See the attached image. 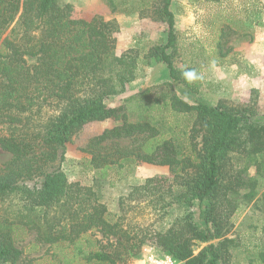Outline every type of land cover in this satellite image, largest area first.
Masks as SVG:
<instances>
[{
  "label": "trees",
  "instance_id": "trees-1",
  "mask_svg": "<svg viewBox=\"0 0 264 264\" xmlns=\"http://www.w3.org/2000/svg\"><path fill=\"white\" fill-rule=\"evenodd\" d=\"M172 1L158 0L156 8L168 25L167 41L143 55L137 49L118 53L116 20L77 18L72 4L58 0H0V147L11 154L0 165V264L23 263L22 229L36 232V246L64 244L73 260L87 264H129L148 244L179 264H225L238 246L229 234L240 206L264 208V115L256 96L249 105H191L165 83L167 94L156 105L194 116L187 146L165 138L148 118L132 120L125 106L106 104L153 61L167 65L173 82L191 88L169 52L176 53L178 43ZM226 56L204 60L220 65ZM107 120L115 125L82 149L84 167L106 178L109 170L119 176L142 163L168 166L169 178H150L128 198L148 199L160 219L179 212L168 224L111 219L92 186L69 182L62 167L67 145L85 125ZM197 203L204 205L205 228L195 220ZM199 244L206 246L196 254Z\"/></svg>",
  "mask_w": 264,
  "mask_h": 264
},
{
  "label": "rangeland",
  "instance_id": "rangeland-1",
  "mask_svg": "<svg viewBox=\"0 0 264 264\" xmlns=\"http://www.w3.org/2000/svg\"><path fill=\"white\" fill-rule=\"evenodd\" d=\"M58 3L72 4L77 18L91 20L95 15H101L106 20H116L120 25L119 54L137 49L144 55L154 46L167 41L168 25L158 18L156 12L158 0H58ZM170 9L175 16L178 43L176 53L173 49L169 52L175 55L176 65L184 67L185 74L191 73L186 75L190 78L191 88L173 82L167 65L153 61L151 66L144 67L139 79L127 86L123 95L108 98L106 104L110 107L125 106L132 120L144 117L150 119L162 130L165 138H174L185 146L189 145L194 116L176 113L162 104L156 105L160 97L167 94L163 86L165 83H171L174 93L191 105L199 101L211 106L220 102L249 105L256 96L258 113L264 115V80L254 84L249 77L256 72L255 78L258 79V68L255 66H259V60L264 63V58L249 55L252 61H257L254 66L249 63L247 55H242L238 50L250 38H254L257 27L254 28L252 24L262 22L264 0H221L219 4L208 0H173ZM218 41L222 43L221 49L217 48ZM221 53L227 56L220 65L204 60L208 55ZM190 67L193 70L187 71ZM253 90H257V93ZM131 97L134 98L128 101ZM114 125L111 120L92 122L73 137L67 145L66 160L62 165L69 182L92 186L100 201L107 205L111 219L124 215L127 222L147 226L168 224L179 212L173 211L174 215L160 219L148 204V199H128L133 190L144 186L148 179L169 178L171 170L168 166L142 163L131 170L125 169L119 176L109 170L106 178L101 170L93 171L84 167L87 155L82 149L92 137ZM200 140L198 138L197 141ZM10 159L11 154L0 147V165ZM257 205L262 210L253 202L241 205L234 215V228L229 237L236 238L238 246L231 249L225 264L259 263V254L264 252V208L261 204ZM203 207L197 203L193 211L197 223L205 228L200 216ZM17 235V245L24 253L22 264H87L81 258L73 260L71 248L64 244L52 248L44 244L36 246L35 231L22 229ZM205 246L199 244L196 254ZM150 256L165 258L159 249L148 244L143 248L140 258L129 264H148Z\"/></svg>",
  "mask_w": 264,
  "mask_h": 264
},
{
  "label": "crops",
  "instance_id": "crops-1",
  "mask_svg": "<svg viewBox=\"0 0 264 264\" xmlns=\"http://www.w3.org/2000/svg\"><path fill=\"white\" fill-rule=\"evenodd\" d=\"M217 4V3H216ZM219 4V3H218ZM253 27L255 29V36L254 38H250L249 41L245 42L241 48L238 50L242 53V55H247V58L249 59V63L253 64L254 66L257 65L256 60H251L249 55H256V57H263L264 58V14L262 22H254ZM259 66H255V68H258V76L256 79L255 74L256 72H253L252 76H249L252 81L255 82L258 81V84L264 80V63H261L259 60Z\"/></svg>",
  "mask_w": 264,
  "mask_h": 264
},
{
  "label": "built area",
  "instance_id": "built-area-1",
  "mask_svg": "<svg viewBox=\"0 0 264 264\" xmlns=\"http://www.w3.org/2000/svg\"><path fill=\"white\" fill-rule=\"evenodd\" d=\"M148 264H178L170 256H165V258H156L155 256H150Z\"/></svg>",
  "mask_w": 264,
  "mask_h": 264
},
{
  "label": "clouds",
  "instance_id": "clouds-1",
  "mask_svg": "<svg viewBox=\"0 0 264 264\" xmlns=\"http://www.w3.org/2000/svg\"><path fill=\"white\" fill-rule=\"evenodd\" d=\"M186 75H191V73H188V74H186Z\"/></svg>",
  "mask_w": 264,
  "mask_h": 264
}]
</instances>
